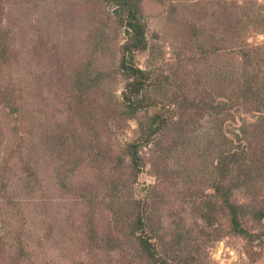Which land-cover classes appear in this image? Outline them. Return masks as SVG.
<instances>
[{
    "label": "rangeland",
    "instance_id": "374dc122",
    "mask_svg": "<svg viewBox=\"0 0 264 264\" xmlns=\"http://www.w3.org/2000/svg\"><path fill=\"white\" fill-rule=\"evenodd\" d=\"M129 1L0 0V264H264V0Z\"/></svg>",
    "mask_w": 264,
    "mask_h": 264
},
{
    "label": "trees",
    "instance_id": "16d2710c",
    "mask_svg": "<svg viewBox=\"0 0 264 264\" xmlns=\"http://www.w3.org/2000/svg\"><path fill=\"white\" fill-rule=\"evenodd\" d=\"M115 1L117 2V4H119L120 8L124 7L129 12L128 25L130 26L133 32L131 37L132 41L130 44L131 48H135V49L144 48L146 45V37L144 35V30L142 28V25L139 24L137 18L138 9L129 0H115ZM123 68H125V74L127 78L134 76L133 82H135V84L131 83L132 88L131 86H129L130 93L131 92L134 93L135 90L138 91L139 83L142 81L144 71H142L138 67H133L132 65L127 64L126 62H123ZM129 104H130L129 106L130 112L134 111L133 113H135V111H137L141 107L140 100L137 99L134 100L130 99ZM158 126L159 125L156 126L153 123L149 127H147L144 131V135L142 136V140H146V138H149L151 134H154L155 131L159 128ZM137 144L134 143L132 145L133 153L136 156L139 147V145ZM135 158L136 157L133 158V161L135 160ZM244 159L245 158H243L242 154L239 155L238 153L235 152L229 156H225V157L222 156V158L219 157V162L217 167L219 179L215 190V194L217 195L216 198L217 200L216 202L214 201L212 203V208L214 209V211H217L218 209L226 210V212L230 215L231 218L230 220L232 223V229L234 230L235 233L241 235L246 233V228H244L242 225V219H241L242 216H244L248 212H253L254 215L256 214L258 217L262 216V212L260 210L249 209L244 205H240L232 201L229 197L230 193L232 192V188L235 186L228 183L225 178L226 175L228 174L229 164H234L236 162L237 163L239 162V164L240 163L244 164ZM225 160H228L227 164H224ZM219 200L221 201L220 203ZM144 225H145V217L141 215L138 216V218H136L135 222L130 223V225L127 227L126 230L130 235H137L138 232H141V234L138 236L140 241V246L142 250L144 249L146 256L153 259L154 264H173V263H167V261L163 259L160 260L157 258V256L155 255V250H153L151 247L149 241L150 239L148 238L147 235L142 234V232L144 231ZM178 263L183 264L180 261Z\"/></svg>",
    "mask_w": 264,
    "mask_h": 264
}]
</instances>
